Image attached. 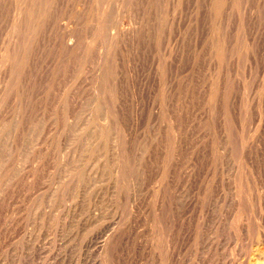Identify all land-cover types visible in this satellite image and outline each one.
Here are the masks:
<instances>
[{
    "label": "rangeland",
    "instance_id": "374dc122",
    "mask_svg": "<svg viewBox=\"0 0 264 264\" xmlns=\"http://www.w3.org/2000/svg\"><path fill=\"white\" fill-rule=\"evenodd\" d=\"M0 264H264V0H0Z\"/></svg>",
    "mask_w": 264,
    "mask_h": 264
},
{
    "label": "bare ground",
    "instance_id": "6f19581e",
    "mask_svg": "<svg viewBox=\"0 0 264 264\" xmlns=\"http://www.w3.org/2000/svg\"><path fill=\"white\" fill-rule=\"evenodd\" d=\"M28 2V1H27ZM25 3V2H24ZM16 4V3H15ZM45 5V4H44ZM23 12V11H22ZM21 13V12H20ZM45 15V14H44ZM27 22V21H26ZM33 23V22H32ZM16 25V24H15ZM42 25V24H41ZM66 25V24H65ZM35 26V25H34ZM87 26V25H86ZM7 30V29H6ZM22 31V30H21ZM15 32V31H14ZM67 36V35H66ZM85 37V36H84ZM8 39V38H7ZM77 40V39H76ZM83 41V40H82ZM66 43V42H65ZM64 45V44H63ZM81 45V44H80ZM65 49V48H64ZM16 75V74H15ZM7 78V77H6ZM5 78V79H6ZM6 81V80H5ZM2 97V96H1ZM111 98V97H110ZM7 100V99H6ZM114 102V101H113ZM71 127V126H70ZM77 131V130H76ZM249 133V132H248ZM170 135V134H169ZM239 142V141H238ZM72 150V149H71ZM244 151V150H243ZM75 162V161H74ZM71 163V162H70ZM74 165V164H72ZM142 244V243H141ZM263 258V257H262ZM258 259V258H257ZM263 262V261H262Z\"/></svg>",
    "mask_w": 264,
    "mask_h": 264
}]
</instances>
